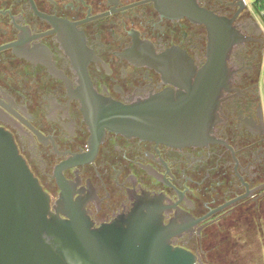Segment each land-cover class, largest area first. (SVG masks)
Returning <instances> with one entry per match:
<instances>
[{"label":"flooded vegetation","instance_id":"1","mask_svg":"<svg viewBox=\"0 0 264 264\" xmlns=\"http://www.w3.org/2000/svg\"><path fill=\"white\" fill-rule=\"evenodd\" d=\"M262 11L247 0H0V129L52 211L76 208L101 229L154 200L178 227L173 245L200 264H225L220 246L243 219L264 237ZM201 73L197 140L127 136L98 118L111 102L165 117L193 109Z\"/></svg>","mask_w":264,"mask_h":264},{"label":"water","instance_id":"2","mask_svg":"<svg viewBox=\"0 0 264 264\" xmlns=\"http://www.w3.org/2000/svg\"><path fill=\"white\" fill-rule=\"evenodd\" d=\"M189 11L209 23L211 30L223 28V20L196 5ZM215 65L213 61L210 94L215 93L217 83ZM194 86L193 109L178 104L172 115L165 117L152 105L111 102L98 118L110 130L127 136L172 143L197 140L202 134L196 115L201 110L202 73ZM214 123L211 114L203 133L205 126L212 132ZM67 216L52 211L49 195L19 154L13 137L0 129V264H200L192 252L173 245L178 227L164 223L154 200L137 205L101 229L94 228L76 208Z\"/></svg>","mask_w":264,"mask_h":264},{"label":"rangeland","instance_id":"3","mask_svg":"<svg viewBox=\"0 0 264 264\" xmlns=\"http://www.w3.org/2000/svg\"><path fill=\"white\" fill-rule=\"evenodd\" d=\"M247 2L250 6L256 4L261 10L264 9L263 0H247ZM249 219H243L240 224H236L238 230L233 232V236H227L225 241L222 239L220 250L225 257V264H264V237L259 242L255 223L250 222Z\"/></svg>","mask_w":264,"mask_h":264},{"label":"trees","instance_id":"4","mask_svg":"<svg viewBox=\"0 0 264 264\" xmlns=\"http://www.w3.org/2000/svg\"><path fill=\"white\" fill-rule=\"evenodd\" d=\"M258 238H259V242H261L263 237L261 236L260 232H258Z\"/></svg>","mask_w":264,"mask_h":264},{"label":"built area","instance_id":"5","mask_svg":"<svg viewBox=\"0 0 264 264\" xmlns=\"http://www.w3.org/2000/svg\"><path fill=\"white\" fill-rule=\"evenodd\" d=\"M264 1V0H263ZM262 14H263V16H264V9H263V11H262Z\"/></svg>","mask_w":264,"mask_h":264}]
</instances>
